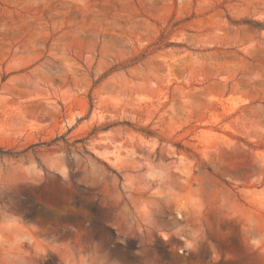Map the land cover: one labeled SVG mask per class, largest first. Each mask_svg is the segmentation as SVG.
I'll return each instance as SVG.
<instances>
[{
	"label": "rangeland",
	"instance_id": "obj_1",
	"mask_svg": "<svg viewBox=\"0 0 264 264\" xmlns=\"http://www.w3.org/2000/svg\"><path fill=\"white\" fill-rule=\"evenodd\" d=\"M0 264H264V0H0Z\"/></svg>",
	"mask_w": 264,
	"mask_h": 264
},
{
	"label": "trees",
	"instance_id": "obj_2",
	"mask_svg": "<svg viewBox=\"0 0 264 264\" xmlns=\"http://www.w3.org/2000/svg\"><path fill=\"white\" fill-rule=\"evenodd\" d=\"M0 152H2V151L0 150Z\"/></svg>",
	"mask_w": 264,
	"mask_h": 264
}]
</instances>
